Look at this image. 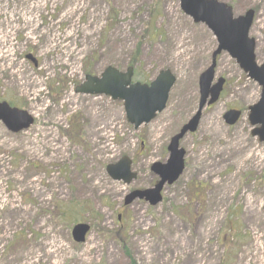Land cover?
Listing matches in <instances>:
<instances>
[{
  "label": "rangeland",
  "instance_id": "rangeland-1",
  "mask_svg": "<svg viewBox=\"0 0 264 264\" xmlns=\"http://www.w3.org/2000/svg\"><path fill=\"white\" fill-rule=\"evenodd\" d=\"M217 1L236 17L254 11L262 65L264 0ZM217 46L179 0H0V102L34 119L17 134L0 121V264H264V143L248 120L262 89L226 53L219 101L180 142L179 180L156 206L124 205L159 181L151 167L168 163L172 137L196 115ZM108 67L132 68L141 84L171 72L166 109L135 130L122 102L76 92ZM230 110L242 113L234 126ZM124 157L137 175L129 185L107 173ZM79 223L91 227L83 244L71 234Z\"/></svg>",
  "mask_w": 264,
  "mask_h": 264
},
{
  "label": "water",
  "instance_id": "water-1",
  "mask_svg": "<svg viewBox=\"0 0 264 264\" xmlns=\"http://www.w3.org/2000/svg\"><path fill=\"white\" fill-rule=\"evenodd\" d=\"M182 11L193 19L195 23L205 24L217 40V49L212 55L209 68L199 78L200 101L196 115L174 136L168 147L170 158L167 164H154L152 172L159 177V182L153 189L135 191L125 201L129 205L135 199L145 200L156 206L162 201V190L166 184L172 185L181 176L184 170L185 151L180 149V141L188 133L196 132L201 114L206 106L215 104L223 90L224 79H219L213 86L217 57L227 53L239 65L249 79L256 82L261 88V98L257 104L249 107V122L253 137H258L264 143V62H256V42L249 37L255 13L247 12L244 16L235 17L231 7L216 0H180ZM133 70L129 68L122 73L115 68L108 67L100 78L86 76L85 82L76 92L85 95H105L114 101H122L127 122L138 129L143 124H149L157 113H162L169 97V92L175 83V78L169 71H162L148 86L140 83L132 84ZM241 112L231 110L224 115L225 122L234 125ZM0 120L5 126L16 133L28 129L33 123L27 112L10 108L6 103H0ZM109 176L114 181H123L130 184L137 175L131 172V161L123 158L117 165L107 168ZM88 225L79 224L74 227L72 236L75 242L84 243L89 232Z\"/></svg>",
  "mask_w": 264,
  "mask_h": 264
}]
</instances>
